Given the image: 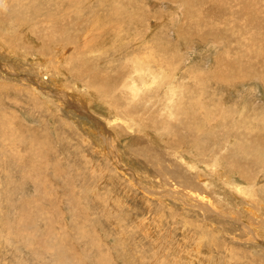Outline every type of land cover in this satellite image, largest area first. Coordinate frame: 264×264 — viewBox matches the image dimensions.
Instances as JSON below:
<instances>
[{"label":"rangeland","instance_id":"1","mask_svg":"<svg viewBox=\"0 0 264 264\" xmlns=\"http://www.w3.org/2000/svg\"><path fill=\"white\" fill-rule=\"evenodd\" d=\"M6 1L0 264H264V0Z\"/></svg>","mask_w":264,"mask_h":264},{"label":"bare ground","instance_id":"2","mask_svg":"<svg viewBox=\"0 0 264 264\" xmlns=\"http://www.w3.org/2000/svg\"><path fill=\"white\" fill-rule=\"evenodd\" d=\"M10 2L6 1V0H0V16L3 17V19L5 20V23L7 24L9 19H7L6 17L8 16L7 12H8V8H9ZM74 5V4H73ZM221 10V8H220ZM79 12V11H78ZM14 14V13H13ZM10 17V16H9ZM12 17V15H11ZM215 17V16H214ZM22 21V20H21ZM27 22V21H26ZM42 23V21L40 22ZM19 24V23H18ZM29 25V24H28ZM45 27V24L42 25ZM24 27L26 28L25 25H19V28H21V31H24ZM20 32V31H19ZM21 33V32H20ZM27 35V34H26ZM25 35V36H26ZM24 37V36H23ZM13 42V41H12ZM14 44V43H12ZM56 44V43H55ZM227 49V48H226ZM137 57V56H135ZM143 57H138L136 58L133 62L131 67H128L126 65L123 66V69H125V72L122 74H119L121 76V79L119 80H115V84L111 87V88H103V93L104 95L109 96L112 100L115 101V99H113L112 96L110 95H115V92H118L120 94L121 97H124L127 99V96H129V105L134 104V100L135 102H139L141 100V105L139 108H135V110L137 109V111L140 112H144V111H154V110H161L164 109L165 111H167V114L169 116H171V119L173 118V116L175 115L172 111V107H173V102L175 100V97L178 95V92L175 90L172 82L170 80H166V78H161L163 77L162 74H158L156 69H151V65L149 64V61H142ZM156 59V58H155ZM131 61V60H130ZM152 63H155L156 61L151 60ZM126 64V63H125ZM98 65V64H97ZM145 73V82H142L144 79L140 76L141 74ZM138 74V75H137ZM108 79V78H107ZM86 81V80H85ZM138 81H141V85L142 86H146L147 90H152L155 92V94L153 93H147L141 90L142 86H139ZM169 84L170 86H168L166 88V85ZM106 86V85H105ZM161 89H165L164 93L162 94V97H166L167 100H164L163 98L161 99H156V95L157 93L161 90ZM124 91H126L127 93H125ZM142 92L144 95H139V93ZM152 98H154L152 100ZM152 105H155L157 108H153V107H147L145 104L150 103ZM82 102V101H81ZM116 102V101H115ZM166 103L165 106H163V108H161L160 106L163 105V103ZM83 104V102H82ZM97 104V103H96ZM180 105H183L182 102H180ZM179 106V105H178ZM244 106V105H243ZM81 107V106H80ZM182 107V106H181ZM179 108V107H178ZM142 109H144V111H142ZM177 109V108H176ZM180 109V108H179ZM184 109V108H183ZM182 109V110H183ZM178 110V109H177ZM222 112L219 114H223L225 113V110H221ZM242 110H240L241 112ZM163 112V111H162ZM161 112V113H162ZM231 113V112H230ZM174 114V115H173ZM121 114L118 115H114V119H119ZM186 117V115H185ZM225 117V116H224ZM163 118V117H162ZM177 118V117H176ZM179 118V117H178ZM183 118V117H182ZM185 119V118H184ZM256 119V118H255ZM181 120V119H179ZM163 121L162 119H159V122ZM176 123V122H175ZM182 123V122H181ZM173 124V123H172ZM236 127V126H235ZM248 129H250L249 135L252 133V127L246 126ZM177 128V127H176ZM186 130H192L191 127L189 125H187L184 127ZM183 128V129H184ZM238 128V127H237ZM164 130V129H163ZM167 131V130H166ZM173 132V131H172ZM185 132V131H184ZM247 132V131H246ZM123 133V132H122ZM176 135V132L174 133ZM187 135V134H186ZM196 137V136H195ZM176 138V137H175ZM259 138V137H257ZM115 139V138H114ZM261 138H259L260 141ZM111 140V139H110ZM262 140V139H261ZM163 141V140H162ZM181 141V140H180ZM179 141V142H180ZM173 142L175 143L176 141L173 140ZM178 142V139H177ZM173 143V144H174ZM182 142L178 143L181 144ZM243 143V142H242ZM177 144V143H176ZM175 144V145H176ZM167 147H169L168 145H166ZM180 146V145H179ZM242 146V145H241ZM171 147L172 146L171 144ZM177 147V146H176ZM178 148V147H177ZM244 150V149H243ZM113 151V150H112ZM176 151V150H175ZM204 152V151H203ZM244 152V151H243ZM179 153V152H177ZM248 153V152H247ZM185 155V154H184ZM181 157V156H180ZM203 157V156H202ZM184 158V157H183ZM186 159V157L184 158ZM189 161V160H188ZM259 161V160H258ZM192 166V165H191ZM201 168V167H200ZM196 169V168H195ZM177 171V170H176ZM181 171V170H180ZM187 177V175H186ZM186 179V178H185ZM211 180V179H210ZM233 180V179H232ZM217 182V181H216ZM214 180L209 181L208 179L204 180V183L206 184H210L214 187H219L218 184L215 185L216 183ZM218 183V182H217ZM187 184V183H186ZM251 184V183H250ZM238 186V185H237ZM251 187V186H250ZM249 188V187H248ZM217 189V188H216ZM215 189V191H217ZM220 190V188H219ZM249 190V189H248ZM223 191V190H222ZM222 194V193H221ZM220 194V195H221ZM228 195V194H227ZM226 197V196H225ZM228 197V196H227ZM229 201V200H228ZM232 202V201H231ZM255 239V238H254Z\"/></svg>","mask_w":264,"mask_h":264}]
</instances>
